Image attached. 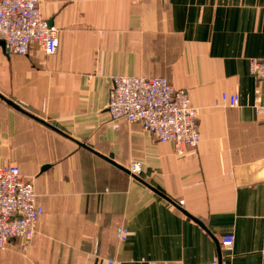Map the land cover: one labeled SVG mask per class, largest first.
<instances>
[{"label": "crops", "instance_id": "1", "mask_svg": "<svg viewBox=\"0 0 264 264\" xmlns=\"http://www.w3.org/2000/svg\"><path fill=\"white\" fill-rule=\"evenodd\" d=\"M40 5L60 48L0 43V93L20 106L0 96V162L20 165L45 212L0 264H210L229 233L228 264H264V79L250 67L264 57V0ZM115 75L185 88L199 144L179 153L141 123L112 121Z\"/></svg>", "mask_w": 264, "mask_h": 264}, {"label": "built area", "instance_id": "2", "mask_svg": "<svg viewBox=\"0 0 264 264\" xmlns=\"http://www.w3.org/2000/svg\"><path fill=\"white\" fill-rule=\"evenodd\" d=\"M0 40L12 54L29 53L34 42L47 54H55L61 44L60 28L43 15L40 0H0ZM250 67L258 79H264V57L252 58ZM223 99L230 105L240 102L237 94H223ZM107 108L112 121L141 123L158 140L172 141L179 153L201 140L198 108L188 91L175 87L167 77L113 76ZM130 171L139 174L142 163L133 161ZM44 212L34 182L25 177L20 165L0 162V249H8L14 239L25 241L22 248L27 249ZM127 235L128 229L123 227L120 238L125 240ZM234 244V234L223 235L222 257L216 256L210 264H228L223 252L231 251Z\"/></svg>", "mask_w": 264, "mask_h": 264}, {"label": "water", "instance_id": "3", "mask_svg": "<svg viewBox=\"0 0 264 264\" xmlns=\"http://www.w3.org/2000/svg\"><path fill=\"white\" fill-rule=\"evenodd\" d=\"M0 43H1L2 45L5 46V41H4V40H0ZM0 96L3 97V98H5L9 103L13 104L14 106L20 108V106H19L16 102H14L13 100L6 98V97H5L4 95H2L1 93H0ZM82 144H83V143H82ZM111 161H112V160H111ZM218 249H219V256H220V258H221V257H222V252H221L220 245H219V248H218Z\"/></svg>", "mask_w": 264, "mask_h": 264}, {"label": "rangeland", "instance_id": "4", "mask_svg": "<svg viewBox=\"0 0 264 264\" xmlns=\"http://www.w3.org/2000/svg\"><path fill=\"white\" fill-rule=\"evenodd\" d=\"M136 161V160H135ZM138 161V160H137ZM7 250V249H6Z\"/></svg>", "mask_w": 264, "mask_h": 264}]
</instances>
